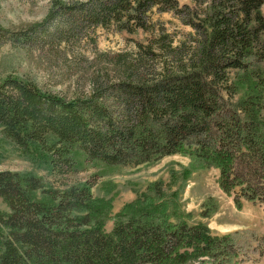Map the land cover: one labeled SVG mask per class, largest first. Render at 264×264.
Segmentation results:
<instances>
[{
	"label": "trees",
	"instance_id": "16d2710c",
	"mask_svg": "<svg viewBox=\"0 0 264 264\" xmlns=\"http://www.w3.org/2000/svg\"><path fill=\"white\" fill-rule=\"evenodd\" d=\"M263 5L49 0L42 20L0 26V46L48 52L49 60L86 37L94 43L97 27L149 33L133 52L94 49L90 59L80 56L88 67L65 63L68 79L83 86L54 90L12 74L0 80V137L43 158L52 175L49 182L0 170L8 208L0 210V264H239L264 250V235L250 228L216 235L201 222L173 220L157 181L115 212L107 231L111 199L94 197L89 181L65 182L79 159L115 166L179 153L194 167L215 168L237 209L264 204ZM154 12L179 17L194 31L190 44H173Z\"/></svg>",
	"mask_w": 264,
	"mask_h": 264
},
{
	"label": "rangeland",
	"instance_id": "374dc122",
	"mask_svg": "<svg viewBox=\"0 0 264 264\" xmlns=\"http://www.w3.org/2000/svg\"><path fill=\"white\" fill-rule=\"evenodd\" d=\"M178 1L180 4L189 3V0ZM48 7L49 0H0V26L11 29L25 27L42 20ZM262 12L264 15V5ZM152 18L166 30L175 45H189L195 36L194 31L171 12H154ZM90 36L94 38V43L90 37H86L70 45V48H64V51L59 49L50 60L48 58L51 54L48 52L2 45L0 80L7 74H12L28 76L40 85L54 90H64L69 83L77 87L83 86L85 80L82 78L76 81L72 79V82L68 79L69 74L63 69L65 63L73 64L72 70L88 67L87 60L83 58L90 59L94 49L110 54L133 52L136 49L135 41L146 43L149 33L139 30L129 34L113 28L97 27ZM71 51L77 58L72 57ZM81 55L84 57H80ZM0 170L32 173L42 176L46 181L52 177L48 174L43 158L23 154L1 137ZM216 177L215 168L194 167L190 157L177 153L147 163L115 166L93 165L79 159L65 182L74 184L89 181L93 183L91 192L94 197L111 199L110 216L104 224L107 231L112 228L113 214L137 196L149 194L148 184L157 181L162 185V197L167 201L173 220L183 218L190 224L201 222L216 235L241 228H250L258 235H264V204L243 201L237 209L232 198L219 189ZM0 210H8L1 198ZM239 264H264V250L250 254L249 258Z\"/></svg>",
	"mask_w": 264,
	"mask_h": 264
}]
</instances>
